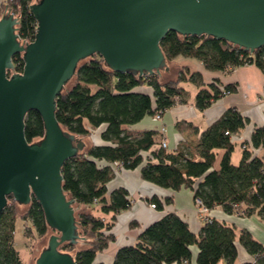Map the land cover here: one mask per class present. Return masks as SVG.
Returning a JSON list of instances; mask_svg holds the SVG:
<instances>
[{"label": "trees", "instance_id": "16d2710c", "mask_svg": "<svg viewBox=\"0 0 264 264\" xmlns=\"http://www.w3.org/2000/svg\"><path fill=\"white\" fill-rule=\"evenodd\" d=\"M32 0H3L19 20L17 32L25 41L34 38L36 20L29 11ZM161 48L167 64L176 56L192 57L213 71L230 73L235 68L255 65L264 74V46L249 52L223 39L208 35L182 36L169 31L162 39ZM13 72H21V54L12 57ZM100 55L94 54L80 63L71 85L55 99L56 119L67 132L88 138L92 131L104 125L100 132L103 144H92L81 154L65 161L62 167V186L73 200L79 222V236L84 246L63 243L61 251L72 252L76 264H94L96 255L115 240L112 228L116 215L132 206V199L123 187L107 189L115 169L140 168V178L173 191L189 188L194 202L208 211L221 207L227 213L241 215L257 213L264 220V125L253 129L249 142H242L241 156L232 163V136L243 129L248 120L235 108L229 107L201 133L194 150L178 147L160 149L146 154L155 144V132L145 131L132 136L124 125L140 121L145 115H161L175 103L185 101L183 81L197 87L194 104L204 110L215 100L237 90L236 84L223 85L218 79L206 84L199 72L181 67L175 78L159 74L137 76L131 72L118 73L103 65ZM169 66V65H168ZM11 72H9L10 74ZM149 86L152 93L136 91ZM179 130L197 128L186 121L179 122ZM44 134L43 121L38 112L30 110L24 120V135L30 143ZM223 150L218 168L214 167L217 151ZM0 212V264H23L14 244L17 218L30 222L38 236L48 232L43 212L32 199L27 210L18 214L11 195ZM162 210L172 202L171 196L145 199ZM149 204V205H150ZM110 215L109 218L106 216ZM131 227H138L132 221ZM251 256L240 264H264V246L247 230L238 237L234 226L216 218L202 222L197 234L175 212H168L146 226L132 245L119 247L111 264H183L191 262L190 246L197 247L194 264H237L235 241ZM102 264V263H97Z\"/></svg>", "mask_w": 264, "mask_h": 264}, {"label": "water", "instance_id": "95a60500", "mask_svg": "<svg viewBox=\"0 0 264 264\" xmlns=\"http://www.w3.org/2000/svg\"><path fill=\"white\" fill-rule=\"evenodd\" d=\"M29 11L36 20L31 41L20 39L10 8L0 15V212L9 195L19 213L34 199L48 234L29 264H76L72 252L59 249L85 245L61 171L89 142L59 125L55 99L77 66L97 54L114 72L169 73L160 45L169 31L254 52L264 46V0H32ZM15 54H21V72H13ZM30 110L39 113L44 134L29 143L24 120Z\"/></svg>", "mask_w": 264, "mask_h": 264}, {"label": "crops", "instance_id": "0c3cea01", "mask_svg": "<svg viewBox=\"0 0 264 264\" xmlns=\"http://www.w3.org/2000/svg\"><path fill=\"white\" fill-rule=\"evenodd\" d=\"M2 1L0 0V3ZM170 63H168L169 73L161 74L162 78H166L172 69L174 71V77L171 78H175L179 69L186 67L190 72H199L203 82L206 84L218 79L223 85L236 84L237 90L233 93L223 95L209 107L201 111L194 104V97L198 90L196 85L190 81H183L186 84L182 82V86L186 92L184 95L185 101L175 103L171 108L163 112L160 118H156L154 115H145L140 121L134 124L124 125L123 130L132 136H138L149 130L155 132V144L146 154L159 150L162 141L166 143L165 149L167 151H172L183 146L189 150H194L198 143L200 133L214 122L225 109L235 107L248 120L245 127L236 135L232 136L234 144H239L237 156L240 158L242 142H249L253 129L257 126L264 125V74L255 65L241 66L235 68L230 73L208 70L197 59L180 55L172 59ZM135 90L148 94L152 93V89L149 86L136 87ZM181 121L191 123L197 128L198 132L189 129L179 130L177 126ZM103 128L104 125L94 131L97 133L99 139L100 132ZM98 138L95 136L94 140L98 141ZM96 144H103V142L100 139V143ZM255 152H264V150L257 149ZM222 153L223 150L217 151L214 164L215 168L219 166ZM139 170L140 168L133 170L115 169L114 177L107 183L108 190L118 187L125 188L133 204L130 209L116 215L115 224L112 228L115 240L110 242L107 248L96 255L94 264H111L113 256L119 247L134 244L142 229L157 221L168 212H175L179 215L188 224L190 231L194 234H197L202 226L204 220H202L197 212V206L194 202L191 189L183 187L173 191L159 187L142 180ZM152 196L159 198L171 196L172 202L164 205L162 210L152 208L149 205L150 203L145 200ZM109 217L110 215L106 216V218ZM205 218H216L234 226L237 237L241 230H247L255 240L264 246V220L256 212L248 216H243L238 212L227 213L221 207H218L207 211ZM132 221L137 222L139 226L131 227L130 223ZM235 244L238 252L237 264L249 261L251 256L239 244L238 239L235 241ZM190 250L191 262L183 264H194L197 247L191 245Z\"/></svg>", "mask_w": 264, "mask_h": 264}, {"label": "rangeland", "instance_id": "374dc122", "mask_svg": "<svg viewBox=\"0 0 264 264\" xmlns=\"http://www.w3.org/2000/svg\"><path fill=\"white\" fill-rule=\"evenodd\" d=\"M169 64L171 63L169 62ZM173 72L174 71L172 69L170 74H168L166 77H174ZM189 85L191 84L189 83ZM95 136L98 138L97 133L92 131L91 135L88 138H85L89 142V145L100 143L99 138H98V141L94 140ZM238 151H239V144L235 143L233 153H232V163L234 164H237L239 161V157L237 156ZM27 208L21 213L17 211L18 214H23L27 210ZM50 231L56 233L54 230L50 229ZM47 234L48 232L44 236H41V237L38 236L30 222L17 218L16 224H15V231H14V244H15L16 249L20 253L23 264H29V261L31 260V257L33 254V250L37 252V243H40Z\"/></svg>", "mask_w": 264, "mask_h": 264}, {"label": "built area", "instance_id": "2783aa9c", "mask_svg": "<svg viewBox=\"0 0 264 264\" xmlns=\"http://www.w3.org/2000/svg\"><path fill=\"white\" fill-rule=\"evenodd\" d=\"M155 117L156 118H160V115L158 114ZM161 146L162 147H165L166 146V143L164 141H162L161 142ZM196 206H197V212L201 216L202 220H204V221L207 220L208 218H205V214L207 213L208 210L206 208H204L203 206H201L200 205V202L198 200L196 201ZM150 207L154 208V204H150Z\"/></svg>", "mask_w": 264, "mask_h": 264}]
</instances>
